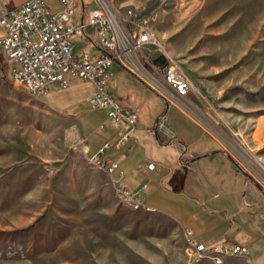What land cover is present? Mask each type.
<instances>
[{
    "label": "rangeland",
    "instance_id": "rangeland-1",
    "mask_svg": "<svg viewBox=\"0 0 264 264\" xmlns=\"http://www.w3.org/2000/svg\"><path fill=\"white\" fill-rule=\"evenodd\" d=\"M43 1L54 11L60 7V0ZM124 1L114 3L122 14L146 9L160 21L156 36L163 50L135 53L134 64L149 72L146 59L172 65L192 82L203 124L245 171L240 175L248 201L264 212V0H147L140 6L136 2L144 0ZM13 68L0 47V76L6 82L0 78V264H216L188 255V241L176 222L124 202L118 183L74 142L73 127L51 105L56 98L72 103L85 97L88 84L68 76L67 90L35 98L12 82ZM153 95L151 100L158 99ZM144 103L141 118L151 133L143 145L145 157L162 162L170 152L152 135L167 103L161 98L160 114L151 101ZM88 104L87 114L78 119L90 117L94 128L97 117L102 121L107 114ZM168 129L175 135L171 123ZM174 172V181L180 182L181 174ZM189 177L197 185L205 182L200 175ZM216 180L206 184L209 197L219 191ZM165 188L180 191L168 184ZM187 196L199 200L203 195L194 191ZM248 230L236 235L235 242L248 246L245 257L251 263L264 264V235L254 237ZM222 264L250 263L227 256Z\"/></svg>",
    "mask_w": 264,
    "mask_h": 264
},
{
    "label": "crops",
    "instance_id": "crops-1",
    "mask_svg": "<svg viewBox=\"0 0 264 264\" xmlns=\"http://www.w3.org/2000/svg\"><path fill=\"white\" fill-rule=\"evenodd\" d=\"M132 1L125 0L124 4H130ZM146 1H137L136 5H143ZM25 2L26 0H0V15L20 7ZM59 3L60 7L56 8L55 11L50 7L53 13L62 12L63 6L61 2ZM83 3L90 9L98 7L93 0H83ZM92 6L93 8H91ZM83 12L84 8L80 2L76 18L80 19ZM1 28L3 29V27ZM4 34L5 30L3 29L2 36ZM89 47L92 48V51H88ZM150 51H152V48H149V51L146 52ZM86 52L93 57H97L101 51L92 39L91 41L76 40L73 49L75 58L81 59ZM119 67L122 66L119 65ZM114 68L109 89L112 86V93L119 102L138 115L133 136L120 146H117V144L123 141V138L130 131L125 120L113 121L107 119L108 113L104 109L102 110H104V115L107 114V117L102 121L97 117L98 120L94 128L90 117L84 118L82 121L78 119L87 114L84 103H89L91 110H97L93 109L90 103L95 94V88L90 83L82 80L90 86V91L85 94V97L72 103H68L62 98H56L51 105L54 111L61 113L64 122L73 127L70 135L73 137L74 142L82 144L87 158L95 157L106 144L117 141L102 156L103 160L118 164V168L109 174L111 179L123 188L133 192H138L144 185H147V190L141 193V198L146 196L144 202L154 209V212L173 220L179 225L188 241L189 248V240H195L208 247L219 244H238L248 248L246 244L235 242L237 241L236 235L242 231L247 232L248 229L251 230V236L260 237V234L264 235V212L256 210L249 203L246 195L247 183L242 181L240 175L242 170L235 165V160L231 159L232 157L225 152L219 140L203 124L200 117L201 106L197 100L192 99L193 96L177 97L167 103L163 96L137 77L135 73L125 67L122 68L130 73H122L121 69L116 68L114 70ZM0 78L5 82L1 76ZM54 89L62 90L60 88ZM154 93L158 95V99H155V101L151 100ZM49 94L46 96L48 97ZM161 98L167 103L166 112L161 116L165 118L169 128L171 123L175 138L170 141L166 137L158 135L156 126L153 127V133H155L152 137L161 146L168 147L170 152L168 156L162 155L164 158L162 162L154 163L145 157L146 152L143 145L144 142L149 140L151 133L148 132V129L147 131L144 130L147 126L141 118V113L145 110L144 101L148 99L151 101L152 110L155 107L157 113L160 114L162 112L160 110ZM179 129L182 131L180 134H178ZM100 132H103V135L99 136L98 133ZM149 163L155 164L154 170L148 169ZM174 169L178 170L182 176L180 182L173 179L175 176ZM190 173L200 175L205 182L197 185L189 177ZM122 175L123 178H121ZM225 177L230 179V182H227ZM212 179H217L216 184H218L219 191L217 190L216 194L209 197L205 189L207 182ZM167 184L172 188L180 189V191H167L165 188ZM194 191H199L203 196L199 200L197 198L190 199L187 193ZM225 197L228 201L224 199ZM219 200L221 201L218 202ZM240 216H243L244 220H240ZM239 220L243 223H250V225L247 224L248 227L246 224L241 226ZM189 232L192 233L191 236H188ZM243 258L253 264L246 257Z\"/></svg>",
    "mask_w": 264,
    "mask_h": 264
},
{
    "label": "built area",
    "instance_id": "built-area-1",
    "mask_svg": "<svg viewBox=\"0 0 264 264\" xmlns=\"http://www.w3.org/2000/svg\"><path fill=\"white\" fill-rule=\"evenodd\" d=\"M93 1L98 7L90 9L82 3L84 12L77 19L80 0H60L63 6L60 13H53L43 0H26L20 7L0 15V26L5 30L4 36L0 38V46L15 64L12 73L14 84L35 98L48 95L54 88L67 89L68 76L90 83L95 88V94L90 100L92 108L106 110L110 120H125L130 128L123 141L117 144L120 146L133 136L138 115L123 106L109 91L116 64L148 79L153 89L158 90L167 103L177 97H191L195 87L175 66L159 65L156 61L151 63L146 59L148 69L151 70L149 72L134 64L135 53H144L149 48L163 50L156 36L159 24L156 12L130 8L122 14L114 7L115 0ZM167 1L178 3L183 0ZM91 39L101 52L97 57L86 52L81 59H76L73 53L74 42ZM168 130L165 118L162 117L156 126L157 134L173 141L174 134ZM112 147V144H106L92 158L99 160V169L109 174L118 168V164L109 163L102 156ZM148 169L154 170L155 164L149 163ZM118 187L124 202H134V205L144 206L154 212L141 198L147 185L138 192L129 191L120 184ZM191 234L189 232L188 236ZM189 241L188 255L198 261L200 255H209L215 259L217 255L245 257L249 254L247 247L238 244L208 247L195 240Z\"/></svg>",
    "mask_w": 264,
    "mask_h": 264
},
{
    "label": "bare ground",
    "instance_id": "bare-ground-1",
    "mask_svg": "<svg viewBox=\"0 0 264 264\" xmlns=\"http://www.w3.org/2000/svg\"><path fill=\"white\" fill-rule=\"evenodd\" d=\"M159 22H160V21H159ZM27 93H28L30 96L33 97V95L30 94V92H27ZM95 162H97V163H96V166L99 168V160H95ZM128 203H129V205H131V207H132L133 209H135V210H144V211L150 212V211L148 210V208H146V207H144V206L134 205V202H128ZM188 251H190V248L187 250V253H188ZM227 256H229V257H238V255H217V257H215V259H214V258H211V256H209V255H200V256H199V260H202V259H210V260L214 261V263H216V264H222L224 258L227 257Z\"/></svg>",
    "mask_w": 264,
    "mask_h": 264
},
{
    "label": "water",
    "instance_id": "water-1",
    "mask_svg": "<svg viewBox=\"0 0 264 264\" xmlns=\"http://www.w3.org/2000/svg\"><path fill=\"white\" fill-rule=\"evenodd\" d=\"M81 1V3H83V0H80ZM232 159V158H231ZM234 161V160H233ZM234 163H235V165L240 169V170H242L244 173H245V171L234 161Z\"/></svg>",
    "mask_w": 264,
    "mask_h": 264
}]
</instances>
